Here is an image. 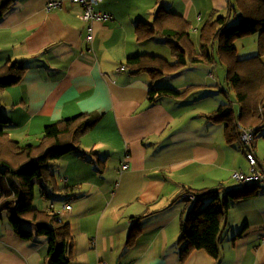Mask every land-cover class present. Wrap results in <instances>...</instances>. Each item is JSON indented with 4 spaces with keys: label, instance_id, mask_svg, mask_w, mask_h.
<instances>
[{
    "label": "crops",
    "instance_id": "obj_1",
    "mask_svg": "<svg viewBox=\"0 0 264 264\" xmlns=\"http://www.w3.org/2000/svg\"><path fill=\"white\" fill-rule=\"evenodd\" d=\"M47 1L13 0L0 17V64L25 66L19 83L0 91V115L7 120L4 131L22 145L35 142L45 125L81 113L97 117L81 139L83 153H67L50 165L58 189L43 207L69 224L67 264H264V190L231 202L221 218L218 259L202 250L184 262L178 258L181 224L193 205L181 197L184 190L235 188L240 183L233 172L249 173L248 166L237 170L243 157L237 142L227 143L223 124L205 117L223 101L216 91L220 74L210 80L209 65L184 66L191 78L177 90L208 80L216 86L150 102L147 74L117 70L128 56L153 52L145 48L152 38L136 41L137 23H150L160 4L193 21V0H101L97 10L112 20L92 23V44L79 5L64 2L47 11ZM230 108L236 116V104ZM35 127L41 128L38 137L30 134ZM262 145L256 138L259 155ZM123 161L129 166L120 172ZM47 248L35 228L30 239L14 234L2 213L0 264H47Z\"/></svg>",
    "mask_w": 264,
    "mask_h": 264
},
{
    "label": "trees",
    "instance_id": "obj_2",
    "mask_svg": "<svg viewBox=\"0 0 264 264\" xmlns=\"http://www.w3.org/2000/svg\"><path fill=\"white\" fill-rule=\"evenodd\" d=\"M12 2L0 0V17ZM235 19L237 22L232 24ZM87 25L86 35L89 32ZM192 27L186 17L160 4L151 22L137 23L134 33L136 41L159 35L169 47L174 62L157 55L137 54L128 56L122 63L125 70L133 75H148L147 99L153 102L162 97L180 99L193 90L204 91L209 87L206 83L216 86L209 80L200 85L189 84L183 90L157 85L166 73H176L188 65L212 66L215 60L221 62L225 68L223 81L227 89L216 86L223 101L205 117L210 123L223 124L227 143L236 142L243 128H252L254 144L257 136L264 138V0H231L224 15L216 16V11L211 10L202 26L196 28V41ZM253 33L257 35L256 54L236 58L234 40ZM213 46L216 54L212 53ZM24 71L25 66L15 62L0 64V91L18 84ZM208 76L213 77V74L209 72ZM229 92L235 95V99H231ZM233 104L238 109L236 116L230 108ZM3 117L0 115V175H4L8 183L2 184L3 178L0 177V217L2 213L7 216L8 225L20 238L30 239L34 228L35 234L46 236L47 264H67L72 245L69 224L62 222L51 209L33 206L34 188L40 183L41 186L47 184L52 192L57 190L50 165L67 153H83L81 139L92 129L97 117L81 113L45 125L38 139L25 145L11 139L4 131L7 120ZM262 162L264 165V160ZM259 182H246L235 188L185 189L196 195V199L186 221L181 224L179 261L184 262L195 250L218 259L221 218L228 213L232 201L255 196ZM241 234L239 232L231 239L232 244Z\"/></svg>",
    "mask_w": 264,
    "mask_h": 264
},
{
    "label": "rangeland",
    "instance_id": "obj_3",
    "mask_svg": "<svg viewBox=\"0 0 264 264\" xmlns=\"http://www.w3.org/2000/svg\"><path fill=\"white\" fill-rule=\"evenodd\" d=\"M209 1L210 2H208V0L207 1L202 0V2L204 4L201 5V4H199L198 0H193L192 10H191L192 15H193V21L192 20H189V21L191 22V24L193 26L191 31L193 33V37H194L195 41H196V37H197V35L194 34L196 31V27L202 26V24L204 23L203 21H205V19H206V15H207L208 10L211 9L213 6H215V8L217 9L216 10V16L217 15H224L227 11L228 3L231 0H213V1L209 0ZM160 2L165 4L163 1H160ZM77 5H79V4H77ZM79 6L81 7V5H79ZM81 9H82V7H81ZM196 13H200V14L202 13L203 14L201 21L196 20ZM80 20H81V18H80ZM82 21H84L83 18H82ZM236 22H237V19L233 20L232 24H235ZM244 36H246V37H237L234 40V46L237 49L236 57H239V58H245V57L256 54V52H254L252 54L251 51H253V50H250V45L252 44V42H254V39L257 38L256 34H248V35H244ZM152 39L155 41H150L147 45H145V48H149L151 51H153L150 54L160 55V56L164 57L166 60H168L169 62H174V59L171 57V51H170L169 47L165 43H163V38H161L159 35H154L152 37ZM157 46H159V48ZM146 53H149V52H146ZM212 53L216 54L215 46H213V48H212ZM188 66L191 67V66H195V65H188ZM223 69H225L224 65L221 62H218L217 60H215L213 62L212 66L206 67V73H207V75H209V72H211L213 74V77H215L217 75V73H219L220 75L218 76L217 80L219 83H222V88L226 90L227 87L225 86L224 81H223L224 80V70ZM186 76H189L191 78V74L184 69H181L176 73H174V72L173 73H166L165 78L161 79L162 83H164V84L159 85V86H169L170 88L176 89V87H178L182 84L189 83L190 79H186ZM213 77H210V80H213ZM229 96L231 97V99H235V95L232 92H229ZM220 97L222 98V96H220ZM35 128L36 129L32 128V132H30V134L32 136L38 137L40 135L41 128L40 127H35ZM201 128H203V127H201ZM178 133H182V132L179 131ZM257 139H258L259 143L264 144V141H263L264 138L262 136H257ZM35 141H36V139H35ZM236 142H239V141L237 140ZM236 146H237V144H236ZM261 147L264 150V145H262ZM238 149L240 150L239 152H241L242 157H243V160H242L243 165L238 167L237 170L242 169L245 172H247L248 171L247 166L249 168L248 161H247L245 155H243L244 153H243L242 149L240 147H238ZM255 152H256L258 159L262 162V160H264V153H260V155H259L256 147H255ZM262 164H263V162H262ZM263 167H264V165H263ZM0 177L3 178L4 175H0ZM7 183H8V180L3 178L2 184H7ZM237 186H238V184H237ZM258 190H259V192H263L264 182H260L258 184ZM51 193H52L51 189H48L46 185L43 184V186H41L40 183L36 184L35 188H34V197L32 200L33 206L34 207L38 206L40 208H44L43 207L44 206V199L47 197H51V200L48 203H46V205H50L52 203V199H53L52 198L53 195L51 196ZM3 218H4V220L7 221V216L4 213H3Z\"/></svg>",
    "mask_w": 264,
    "mask_h": 264
},
{
    "label": "built area",
    "instance_id": "obj_4",
    "mask_svg": "<svg viewBox=\"0 0 264 264\" xmlns=\"http://www.w3.org/2000/svg\"><path fill=\"white\" fill-rule=\"evenodd\" d=\"M64 2L76 3L81 5L82 12L79 17L83 18L84 22L89 23L91 21H103L110 19L111 16L106 13H102L100 11L95 10V6L98 4L99 0H48L45 4V9L47 11L60 8ZM89 25V24H88ZM88 34L86 35L87 42H91L92 33L91 27H88ZM124 65H120L118 67V71L123 70ZM239 135V146L242 149L248 164H249V173L245 174L241 171H235L232 174V177L239 181L240 183L253 182V181H264V167L262 162L258 159L255 149L253 147L252 140L254 139V130L252 128H243L240 131ZM128 167V163L123 161L121 163V169H126ZM182 198L187 199H195V195L192 193L182 194ZM66 208H69L68 204H65ZM104 264V262L102 263Z\"/></svg>",
    "mask_w": 264,
    "mask_h": 264
},
{
    "label": "clouds",
    "instance_id": "obj_5",
    "mask_svg": "<svg viewBox=\"0 0 264 264\" xmlns=\"http://www.w3.org/2000/svg\"><path fill=\"white\" fill-rule=\"evenodd\" d=\"M101 0H99V2H100ZM99 2H98V4H99ZM74 4V3H73ZM98 4L95 6V10H97V6H98ZM44 7H45V4H44ZM98 11V10H97ZM100 12H102V11H100ZM102 13H105V12H102ZM106 14H108L107 12H106ZM110 15V14H109ZM111 16V15H110ZM107 20H112V16H111V18L110 19H107ZM95 21H97V20H94V21H91V22H89V23H87V24H89V25H87V26H90L91 27V29H92V23L93 22H95ZM103 21H106V20H103ZM103 21H97V22H103ZM84 22V21H83ZM92 38H93V32H92ZM91 44H92V40H91ZM120 65H123V64H120ZM119 65V66H120ZM120 71H125V65H124V69L123 70H120ZM241 133V132H240ZM255 133V132H254ZM240 135V134H239ZM254 138H255V135H254ZM237 140H239V137H238V139ZM252 142H253V140H252ZM237 144L239 145V142H237ZM253 146H254V144H253ZM240 147V146H239ZM128 166H129V164H128ZM123 170H125V169H123ZM122 169H121V165H120V172L121 171H123ZM233 178V177H232ZM234 179V178H233ZM235 180V179H234ZM235 181H237V180H235ZM237 182H239V181H237ZM260 182H264V181H260ZM259 182V183H260ZM240 183V182H239ZM250 183H252V182H250ZM241 184H243V183H240V185ZM57 189H58V186H57ZM187 193H191V192H187ZM183 194H185V193H183ZM193 194V193H192ZM181 197H182V195H181ZM183 199H185V198H183ZM195 199H196V195H195ZM195 199H193V200H191V199H187L188 201H193L194 202V200ZM186 200V199H185ZM65 204H68L69 205V208H70V204H69V201H65V203L63 204V208H66V205ZM47 208H49V209H51V207H47ZM69 208H66V209H69Z\"/></svg>",
    "mask_w": 264,
    "mask_h": 264
}]
</instances>
